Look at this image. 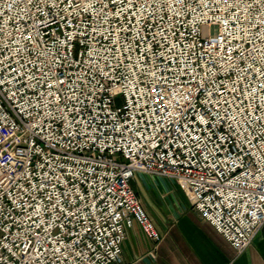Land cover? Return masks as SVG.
<instances>
[{
	"label": "built area",
	"instance_id": "built-area-1",
	"mask_svg": "<svg viewBox=\"0 0 264 264\" xmlns=\"http://www.w3.org/2000/svg\"><path fill=\"white\" fill-rule=\"evenodd\" d=\"M136 172L251 244L264 0H0V264H120L132 221L158 242Z\"/></svg>",
	"mask_w": 264,
	"mask_h": 264
},
{
	"label": "crops",
	"instance_id": "crops-1",
	"mask_svg": "<svg viewBox=\"0 0 264 264\" xmlns=\"http://www.w3.org/2000/svg\"><path fill=\"white\" fill-rule=\"evenodd\" d=\"M136 172L130 185L160 233L149 239L132 221L124 229L120 264H264V223L251 244L236 251L206 222L187 194L170 178ZM177 187L182 193H163ZM149 191L151 193H137Z\"/></svg>",
	"mask_w": 264,
	"mask_h": 264
},
{
	"label": "rangeland",
	"instance_id": "rangeland-1",
	"mask_svg": "<svg viewBox=\"0 0 264 264\" xmlns=\"http://www.w3.org/2000/svg\"><path fill=\"white\" fill-rule=\"evenodd\" d=\"M122 103V97H118V104H121ZM153 180L155 181V182H157V183H162V181L163 180H160V179H158V177H155V178H153ZM137 193H151V192H149V191H143V189H142V191H139L138 189H137ZM163 193H182L177 187H175V186H173L172 185V188L170 189V190H168L167 192H163Z\"/></svg>",
	"mask_w": 264,
	"mask_h": 264
},
{
	"label": "snow or ice",
	"instance_id": "snow-or-ice-1",
	"mask_svg": "<svg viewBox=\"0 0 264 264\" xmlns=\"http://www.w3.org/2000/svg\"><path fill=\"white\" fill-rule=\"evenodd\" d=\"M153 91H155V89H154ZM162 98H163V97L161 96L160 99H162ZM157 103H159V100H157Z\"/></svg>",
	"mask_w": 264,
	"mask_h": 264
}]
</instances>
